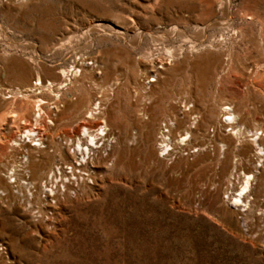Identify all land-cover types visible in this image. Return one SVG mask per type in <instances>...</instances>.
Wrapping results in <instances>:
<instances>
[{"label": "rangeland", "instance_id": "374dc122", "mask_svg": "<svg viewBox=\"0 0 264 264\" xmlns=\"http://www.w3.org/2000/svg\"><path fill=\"white\" fill-rule=\"evenodd\" d=\"M249 15L264 20V0H0L2 135L16 133L11 112H27L33 120L24 99H7L12 93L19 89L31 100L48 102L43 107L48 119L35 130L42 132L34 142L42 138L38 143L45 149L33 148L29 140L15 149L3 146L4 155L0 149V264H264V211L230 205L248 171L234 168L239 157L223 151L221 133L213 127L223 120L221 106L229 100L261 108L245 127L264 128V101L251 84L257 79L264 84V75L251 77L254 66L264 67L258 31L251 35L243 27L248 34L233 48V71L224 69L231 49L225 22L234 17L239 26ZM83 61L94 73L86 80L88 97L81 96L80 73L73 71ZM61 70L70 72L66 82L72 88L61 101L54 104L55 96L42 90L25 94L38 74L44 82L55 81ZM95 99L101 114L87 119ZM146 100L156 119L150 134L140 131L139 110ZM186 105L194 106V114ZM176 116L185 125L173 129V144L162 151L159 129ZM84 120L102 123L109 132L108 141L97 140L96 184L78 195L63 189L60 207L52 199L43 207L51 210L44 220L38 214L46 194L25 200L18 182L39 187L61 148L66 157H60L71 159V147L58 143L78 137ZM254 155L255 148L252 174L261 172L264 183V167Z\"/></svg>", "mask_w": 264, "mask_h": 264}, {"label": "bare ground", "instance_id": "6f19581e", "mask_svg": "<svg viewBox=\"0 0 264 264\" xmlns=\"http://www.w3.org/2000/svg\"><path fill=\"white\" fill-rule=\"evenodd\" d=\"M241 17H243V16H241ZM233 19H234V17H233ZM233 19L231 18V19H229V21L227 20L228 22H225V23H227V27L230 30L229 31L230 33H228V35H229L228 40H229V44L231 46L230 47L231 49H230V51L228 50L229 51L228 54H225V58H226L225 59V62H226L225 67L226 68H224V67L223 68L230 71V72L233 71L232 66L234 63L233 62L234 60L232 58V51H235V50H233V48H234L236 43H238L240 40H242L245 37V35L248 34V32L245 31L243 29V27L249 28L248 30H249V33L251 35H253L252 33L255 30L258 31L259 37L261 39L264 38V20H263V18L261 19L260 17L249 15V16H246L245 18L241 19L242 21H241L239 26H237L233 22L234 21ZM247 28H245V29H247ZM173 32L176 33V31H173ZM220 40L222 41V39H220ZM223 40H224V38H223ZM261 41L263 42V40H261ZM216 42H217V40H216ZM213 43H214V41H213ZM213 43H211V44H213ZM219 43H220V41H219ZM261 45H262V43H261ZM209 46H211V45H209ZM218 46H219V44H218ZM236 48H237V46H236ZM212 49L214 50V47ZM217 50H219V49H217ZM263 52H264V49H263ZM169 53L171 54L172 52L169 51ZM239 62H240V60H239ZM151 63L153 65L155 64L154 61H152ZM86 65H88V64H86V62L83 61V63L81 64L82 70H81V68L78 69V66L73 67V71L77 70V73H80V79H77V83L79 84V86L78 85L77 86L79 87L81 96H83V97L90 96V93L87 90L86 80L87 81L93 80V77H94L93 71L90 70L89 68H87ZM90 65H93V64H90ZM239 66H241V65H239ZM241 68H242V66H241ZM263 68L261 66H259L258 64L256 66H254L253 69L251 67V69H252V70L250 69L251 74H252L251 77L252 78L254 77L255 79H256V77L262 78V76L264 75V72H263L264 70H262ZM211 71H213V69ZM223 72H224V70H223ZM69 73L70 72H67L66 70H61L59 72L60 75L56 76L55 81L62 80L61 82H55V81L44 82L42 80L41 76L38 74L37 81H36L34 88H28V89L26 88L27 90H25V94L32 92L33 91L32 89H35L34 92L38 91V90L50 92L51 94H53L55 96V102H54V104H55V103L62 100V96L64 95V92L72 91V88L69 89L68 88L69 84L66 82L68 80V76L70 75ZM225 74H227V73H225ZM72 75H73V73H72ZM233 75H235V74H233ZM71 80L73 81V79H71ZM71 80H70V84L72 83ZM155 80H152L150 82H156L157 80L156 81ZM257 80L256 81L251 80L252 91H253V93L254 92L257 93L259 95V97L264 101V84L261 83L262 82L261 80H260L261 82L260 81L257 82ZM68 82H69V80H68ZM236 84L239 85V83H236ZM247 85H249V84H247ZM73 86L75 88L76 84H73ZM55 90H58L57 93ZM40 93H42V92H40ZM12 94H14V97L9 96L7 99L17 98V97L22 98L21 99L22 101L24 99L26 101V103H25V105L27 106L26 109L31 113L30 116H32L33 120H29V116L25 115V113H27L25 111H24L25 113H23V114H20V113L16 114L13 112L10 113L11 114L10 116H12V118L14 120L13 123L16 125V133L12 134L10 137H5L2 135V133L0 131V149L3 150L2 155H4V152H5L4 147H6V149H9V148L15 149V148L21 147V145H22L20 143L21 141L24 143H27L28 140L31 143H33L32 144L34 146L33 148H39V149L41 148V150L45 149L46 146H44V142L38 143L40 140L42 141V138L39 139L38 142H36V143H34V142L37 141V137L42 132V130H40L38 133H36L35 130H37L39 128V126H41V129H43V122H45L48 119V116H46V112L44 111V108H43L44 105H46L48 102H46V100L44 101L43 99H35V100L32 99L31 100L29 94L24 95L22 91H19V89L16 93H12ZM254 95H256V94H254ZM90 98L92 99V97H90ZM148 99H151V98H148ZM149 101H151V100H149ZM228 101L226 103L224 102L225 104H223L221 106V113H222L223 120L221 122H219L218 124H216V126H213V127L215 129L217 127V130L219 131V133H221L218 137V140H219V143L222 144L220 146H221V148H223V151L224 152L226 150H229L232 152L235 151L237 157H239V159L237 160V163H236L237 166L235 165L236 167L234 166V168L237 169V167L239 165L241 168L244 167L248 171V173H243V177H244L243 182L241 184L240 189L237 190V192H239V195H233L232 197H230V205L232 207H235V208H244L245 209L244 212H248V211L250 212L253 210V208H257L256 210H258V211H264L263 210L264 201L260 200L262 197V191H261L262 189L261 188L264 187V183H262V180H261L262 177L257 176V175H261L262 173L256 172L254 170V172H256V173L252 174L253 171H251L252 170L251 166L254 164V161H253L252 157L250 156V152H253V150L255 148L254 158L256 156L257 162L260 163V165H258V167L259 168L264 167V165H263L264 164V128H256V129L250 130V129L245 127V124L248 121L249 117H251L252 115L259 114L261 108H258L253 103L252 104L243 103L241 106H238L237 104H235L233 102H228ZM22 103L24 105V102H22ZM146 103H147V100L143 101V104L141 105L140 110H139L140 116L142 117L141 118L140 131L145 133V134L146 133L150 134L151 128L154 125V122L156 121V119H155V114L153 113L151 107L147 106ZM101 105H102L101 101L98 99H95L94 102L91 104V106L89 107V109L86 112V115L91 114V116L87 117V119L88 118H95L96 119V116L98 114H101L100 113ZM62 107H64V106H62ZM191 108L193 109L194 106H192L190 108H188L187 105L184 106V109H187L186 111H189L190 113L192 111ZM53 109L59 110L60 107L54 106ZM210 110H211V108H210ZM22 111H21V113H22ZM192 113L194 114V111H192ZM216 113H217V111H216ZM5 116H7V115H5ZM5 116H4V118H5ZM224 118H227V119L224 120ZM174 121L175 122L173 123V120H171V119L168 120V124L165 125V129H168L167 132H165V129H163L161 127L159 129L158 135H160L161 137L158 140V142H160V147H161L162 151H165L166 149H169L172 146L173 143L171 140V136H173L172 135L173 129H179L185 125V122L180 120L177 116H176ZM4 122H5V119H3V117L0 118V130L2 127V123H4ZM49 122H50V124H53L52 121H49ZM86 122L87 121L84 120L83 123H81L80 127L78 128V131H77V134H79L78 137L71 138L68 135V137H65L66 138V140H65L66 144H63L64 140H62L60 143H58V144H61V146L65 145L67 147H71V148H69V150L71 152L69 154V157H71V159L68 160L66 158H61V157H66V155L63 156L62 150L64 148L63 149L61 148V150L59 149V154H58L59 160L57 161L56 164H54L55 166H53L51 168L50 173L47 174L46 180L43 179V181L41 182L39 187L36 188L37 190L35 189L32 182H30V183L26 182V186L22 185V184L19 185L20 182H18L17 186H19V187L21 186L22 190H24L22 197L25 200L31 201L30 199L32 198V200H33L35 196H36V198H38L37 196H39L41 198L42 194H46L47 200L42 202L44 204V206H42V204H41V206L39 207V214L37 213L40 216V218L42 215V217H43L42 219H44V220L46 219L47 215L50 213L49 211H51V210L48 211V209H47L45 211L43 209V207L50 205L49 199H52L53 202H55L57 204L56 205L54 203L56 205L55 208H57L60 205V202H62L63 189L65 192L76 190V194L77 193L82 194V193H86L88 191V189H92V186H90L91 185L90 182H94V184H96V181H97L96 178H98L97 177L98 175H97L96 170H94V169L97 168V165H95V164H97L96 162L100 161V159H101V157H99V155H97L100 151V150H97L99 148V147H97V145H98L97 140L98 141L102 140L103 138H101V137H104L107 140V136L109 135V132L106 129V126L102 125V123H99V122L91 123L89 121V122H87L88 124H86ZM196 126H197V124H196ZM196 126L193 127L192 129L197 130ZM261 126H262V124H261ZM190 127H191V125H190ZM223 129H225V132H226V129H231V133L226 134V133H224ZM186 132H188V131H186ZM190 133H191V131H190ZM188 134L189 133H187L186 137L188 136ZM192 134L194 137H196V138L198 137V132L192 131ZM246 138H251L250 143L245 141L246 143L241 145V140L242 139L244 140ZM186 141L187 140L185 139V136H184V139H182L181 142L185 143ZM238 143H239V145H238ZM224 148H226V149H224ZM171 150L173 151L174 148ZM168 155L171 156L170 152ZM227 155H228V153H227ZM0 156H1V154H0ZM4 159H6V158H4ZM23 159H25L26 162H28L27 157L25 155H24ZM20 164H21V162H20ZM23 164L25 165V162H23ZM69 167H70L71 171L69 173H67L66 170H68ZM255 168H257V167H255ZM242 171H243V169H242ZM235 173H238V171H236ZM12 176H14V169L9 171V175H8L9 180H11L10 177H12ZM12 179H14V184H15V178H12ZM19 179L21 180L22 178L19 176ZM253 182L254 183L256 182V183L253 184ZM34 184H37V183L34 182ZM254 185L256 186V188ZM30 186H31V188H30ZM230 186L234 187V184L232 183V181H229V183H228V187H230ZM228 187L226 188L227 192L229 190ZM253 191H255V194H254V197L251 198ZM227 192H226V194H227ZM54 204H53V207H54ZM50 217H52V216H49L48 220L50 219ZM262 217H264V215H262ZM53 219H54V217H53ZM260 219H262V218H260ZM53 221H55V220H53Z\"/></svg>", "mask_w": 264, "mask_h": 264}, {"label": "built area", "instance_id": "2783aa9c", "mask_svg": "<svg viewBox=\"0 0 264 264\" xmlns=\"http://www.w3.org/2000/svg\"><path fill=\"white\" fill-rule=\"evenodd\" d=\"M66 171H67V173H69L71 170H70V168H68V170H66ZM11 184H14V179H12Z\"/></svg>", "mask_w": 264, "mask_h": 264}]
</instances>
